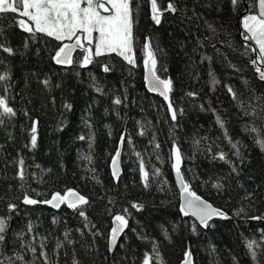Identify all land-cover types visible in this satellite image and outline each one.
<instances>
[{"label":"trees","instance_id":"1","mask_svg":"<svg viewBox=\"0 0 264 264\" xmlns=\"http://www.w3.org/2000/svg\"><path fill=\"white\" fill-rule=\"evenodd\" d=\"M135 2L134 65L112 53L81 67L82 50L73 54L72 65H58L53 57L61 42L24 31L16 14H0V45L13 50L0 48V75L7 73L0 95L17 113L0 125V217L8 221L6 242L0 245L4 264L7 257L14 264H142L153 246L163 264H182L188 250L194 264H264V249H257L254 259L246 248V240L261 241L264 230V220L251 219L264 215V148L256 143L264 134V80L251 63H259V55L247 50L254 42L244 40L242 26L243 15L255 14L249 8L254 0H239L236 6L231 0H175L178 10L165 12L159 25L151 18L149 0ZM167 2L158 0L162 9ZM149 40L159 49L157 75L173 81L175 120L168 101L146 87L144 45ZM105 64L110 71H103ZM117 97L120 105L114 104ZM33 121H38L35 148L30 144ZM252 127L259 131L247 130ZM174 146L181 150V172L192 190L228 219L215 218L214 226L204 228L183 215ZM117 150L118 180L111 166ZM21 159L24 179L18 176ZM141 160L149 172L147 187ZM156 169L159 175L153 174ZM216 183L223 188H214ZM69 188L88 198L87 219L67 204L23 203L26 193L45 200ZM249 192L251 198L245 199ZM9 203L17 208L10 211ZM125 209L128 226L111 253L114 216Z\"/></svg>","mask_w":264,"mask_h":264},{"label":"snow or ice","instance_id":"2","mask_svg":"<svg viewBox=\"0 0 264 264\" xmlns=\"http://www.w3.org/2000/svg\"><path fill=\"white\" fill-rule=\"evenodd\" d=\"M135 3V7H134ZM151 18L159 25L161 23V17L165 12L175 13L178 9L175 4V0H168L166 7L163 9L158 3V0H149ZM233 6L239 3V0H231ZM250 9L255 10V14L249 11L242 17V26L245 30L244 40L246 42H254L248 44V49L253 53L259 55V63L257 59H252L251 63L256 65V72L259 74L261 80H264V0H254L253 4L249 6ZM139 3L135 0H0V14L12 13L21 17L18 20V25L24 31L35 34L42 33L48 37H53L56 41L61 42L58 50L55 52L53 59L58 65H72L73 53L77 49H81L84 53L82 60L80 61L81 67H85L93 62L94 57H100L106 54L116 53L123 57L128 64H135V50H134V17L138 15ZM209 28L215 32V29L209 25ZM94 33L96 34L94 36ZM64 41H69L65 43ZM94 46V50H93ZM27 47V45H25ZM3 51L12 53L10 47H4L0 45ZM145 59L144 64L148 70L147 86L152 92H158L165 100L168 101V107L171 111V117L173 120L177 118V109L172 105L170 99V93L173 89V81L171 78H161L157 75V52L158 48L154 49L151 41H147L144 45ZM210 59V58H208ZM103 71L108 72L110 68L107 64L103 66ZM7 79V73L0 75V82ZM45 84L48 81H44ZM218 81L213 80V84ZM97 92H101L100 87H96ZM228 92L232 95L233 99H237V93L228 87ZM189 96H194L196 93H188ZM122 100L117 97L114 100L115 105H120ZM67 109H71L72 105L66 104ZM182 112V109L180 110ZM16 111L9 105L8 98L4 95H0V125L4 123V117L12 118L16 116ZM249 115V113H245ZM252 114H255L254 112ZM27 115V113H25ZM217 122L221 127H224L223 121L220 117H217ZM37 124L38 121H33L31 126L30 144L32 148L37 146ZM90 126V125H89ZM251 132L259 131L257 128L252 127L247 129ZM143 134V133H141ZM80 140H84V136L79 137ZM125 137L122 135L120 138L121 144L124 143ZM256 143L264 148V134L256 139ZM159 147V145H156ZM232 147L237 150V145L233 144ZM121 152L117 150L112 159V175L115 179H119V167L118 162ZM139 156V153H137ZM91 161V157H85ZM174 169L180 182L181 187V212L184 216L191 215L195 217L200 225L204 228H208L211 225L210 222L214 218L228 219L227 213L222 209L213 206L202 196L198 195L192 190L191 184L187 181L181 173V150L178 146L173 147ZM219 159L225 160L226 154L224 152L219 153ZM20 169L18 176L20 179H24L25 173L23 169L24 161L20 160ZM235 170V169H233ZM140 171L144 186H148L149 172L145 169L143 160L140 162ZM159 175V169H156L153 173ZM216 189H222L223 185L216 183L213 185ZM252 193H248L245 199L251 198ZM23 203L26 205H36L38 203L48 204L54 208H60L61 205L67 204L71 209L77 210L79 215L87 219L86 212L83 210V206L89 204V200L86 196L81 195L74 189H67L62 195L60 192L52 194L50 199L37 200L31 198L27 193L23 197ZM133 208L142 209L143 205L133 204ZM8 208L10 211L15 210L17 205L9 203ZM242 211V210H241ZM127 209L124 210V214H116L114 216L115 226L112 227L110 233V247H115L118 236L124 232V229L128 226V220L126 219ZM239 215V212L237 213ZM252 220H264L262 216H252ZM8 228V221L4 217H0V245L6 242V230ZM31 231L32 225H28ZM193 231H195V225H193ZM18 236H23V233H17ZM68 233H65L67 238ZM71 243V241H69ZM31 248V245H29ZM57 247H62V244L58 243ZM246 248L249 254L255 259L257 256V249H264V230H261V241L255 239L246 240ZM33 252L35 248H31ZM45 259L47 256L42 253ZM17 260H23V256L16 254ZM160 260V264H163V260L160 257L159 251L156 246H153L152 254H145L142 264H153V260ZM9 264H14L12 257H7ZM0 264H4L0 261ZM73 264H79V261L74 260ZM183 264H192V253L190 250L185 252V259Z\"/></svg>","mask_w":264,"mask_h":264},{"label":"water","instance_id":"3","mask_svg":"<svg viewBox=\"0 0 264 264\" xmlns=\"http://www.w3.org/2000/svg\"><path fill=\"white\" fill-rule=\"evenodd\" d=\"M248 12V7L246 6V10H245V12L243 13V14H245V13H247ZM78 50H81V49H77L75 52H77ZM74 52V53H75ZM73 53V54H74ZM147 75H148V70H147V68L145 69V81H146V87H147V89L149 90V91H151L149 88H148V86H147V79H146V77H147ZM152 92V91H151ZM154 93H157V94H159L158 92H154ZM160 95V94H159ZM161 96V95H160ZM118 167H119V170H120V161L118 162ZM119 173H120V171H119ZM182 173V172H181ZM174 177H175V180H176V183H177V187H178V190H179V193H180V207H181V203H182V198H181V187H180V182H179V179H178V177H177V175H176V172H175V170H174ZM190 217H192L191 215H189ZM194 220H196L198 223H199V221L195 218V217H192ZM215 219V218H214ZM200 224V223H199ZM115 226V223L113 224V227ZM126 229V228H125ZM124 229V230H125ZM123 235V233H121L119 236H118V239H117V243H116V245H115V247H110V239H109V250H110V252L111 253H113L114 251H115V249H116V247H117V245H118V243H119V240H120V238H121V236ZM184 262V261H183ZM183 262H182V264H183ZM192 264H194L193 263V257H192Z\"/></svg>","mask_w":264,"mask_h":264},{"label":"rangeland","instance_id":"4","mask_svg":"<svg viewBox=\"0 0 264 264\" xmlns=\"http://www.w3.org/2000/svg\"><path fill=\"white\" fill-rule=\"evenodd\" d=\"M96 34L94 33V36H95ZM67 43H68V41H67Z\"/></svg>","mask_w":264,"mask_h":264}]
</instances>
